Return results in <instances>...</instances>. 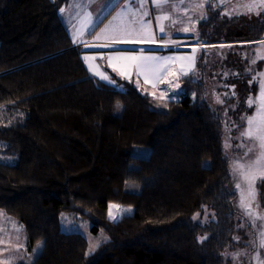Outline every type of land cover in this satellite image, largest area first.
I'll return each instance as SVG.
<instances>
[{"label":"trees","instance_id":"trees-1","mask_svg":"<svg viewBox=\"0 0 264 264\" xmlns=\"http://www.w3.org/2000/svg\"><path fill=\"white\" fill-rule=\"evenodd\" d=\"M68 1L0 0V158L14 161H0V211L24 229L26 264H227L223 253L243 247L242 221L202 80L181 79L183 99L162 109L131 83H97L60 19ZM220 11L208 9L200 43L263 38L245 25L226 33ZM109 204L133 212L113 222ZM70 212L108 237L93 255L60 231Z\"/></svg>","mask_w":264,"mask_h":264},{"label":"rangeland","instance_id":"rangeland-1","mask_svg":"<svg viewBox=\"0 0 264 264\" xmlns=\"http://www.w3.org/2000/svg\"><path fill=\"white\" fill-rule=\"evenodd\" d=\"M201 2L203 3L204 0H183V3H181V0H168V3L164 5L163 10L160 11L154 8L151 0H148L147 9L150 12V17H146L145 19H153V31L156 33V43L120 44L115 47H87L80 50V56L87 71L88 67L83 57H94L95 59L89 60V63H91L94 68L98 66L99 70L106 72L116 81L121 80L122 82L131 83L138 92L151 98L154 107L162 109L165 107L167 101H180L183 99L184 91L182 89L181 79L186 78L185 76H181L180 79L176 81L180 84L179 90L174 91L169 85L162 84L155 90L156 97H153L149 94L153 92L151 85H145L142 77L140 78L142 87L137 88L135 83L137 77L135 75H133L131 81H129L122 79L113 72L109 67V57L113 56L118 49L125 53L136 55L141 54L139 50L143 49L144 55L159 57H187L193 54V48L196 49V60L194 66L191 68L189 77L193 75L195 81H198L199 79L202 80L205 89V102L214 112L220 115L223 121V147L225 156L229 161L231 176L230 189L236 193L234 208L240 215L242 221V233L240 236H237V238H239L243 247H238L233 251H225L223 253V259L227 264H264V247L260 246L261 240H264V236H261V232H264V181H261L259 178L256 180V195L255 199L250 202V210L252 213L250 216L247 214V210L240 206V192L235 187L238 177H234L233 175L234 162H243V153L246 151V149H241L236 146L241 143L251 146L250 141L237 138L240 135V129H238L237 125H241V117L251 115L255 111V106L249 108L246 101L250 96L255 97L258 94L259 82L264 80V76L260 75V73H264V59L261 58L264 57V46L258 44L257 46L254 45L255 47L249 48L240 42H219L217 44L205 43L203 46L196 44L199 40L194 37V35L197 30L198 21L202 17L199 10L200 7H197L196 5ZM251 2L252 0H218V5L222 10L220 11V15L223 18L224 30L226 33L230 32L232 35L241 33L239 30L240 25L258 27L259 30H257V33L264 29V10L257 8L252 12H248L247 8L244 7V5ZM75 3H80L84 5V7L79 9L75 8L73 7ZM124 3L125 0H116L111 8L104 11L103 7L106 4V0H69V4H66L63 7L65 12L63 14L59 12V16L72 40L73 32L81 27L79 19L76 18V13L78 11L81 12V15H83L85 11L91 12L94 17L97 14L101 15L103 23L98 22L99 27L95 29V33H99L100 29L104 28V26L108 24L109 21H112L113 17L121 11ZM172 4L177 6L171 7ZM216 8L217 7H212L210 9L215 10ZM203 10V17H205V8H203ZM257 12L260 14L257 15ZM160 14L170 17L167 20H162L161 23L164 24L166 32L170 34V38L179 42V47L171 45L168 47L161 46L160 37L163 34L159 33L154 19L155 15ZM172 20H176L177 23L172 25ZM69 21H71V23ZM113 23L118 24L120 21L116 20L113 21ZM72 25H76V28L74 29ZM183 27H189L194 29V31L185 33L180 30ZM95 33L92 35H84L83 37L78 38L77 42L83 43L86 41L92 43V45H103L107 43L103 36L99 40L94 39L93 37L95 36ZM261 34L264 38V30ZM180 37L191 38L183 39ZM164 39H169V36H164ZM221 41L225 40L222 38ZM253 59L256 60L255 64L252 63ZM246 60L249 61L248 65ZM115 62L116 61L113 59V63ZM181 66H183L185 70H188L189 61L177 60L176 63L172 65L174 71H179ZM88 74L90 77L94 78L97 83L107 84L106 82L99 80L98 77L93 76L89 71ZM253 78L255 79L253 80ZM249 81L253 82L249 83ZM107 85L112 86L115 89H120V87H115L110 84ZM117 85L121 84L117 82ZM144 89H147V91L145 92ZM161 91L168 93L163 99L160 98ZM233 92L235 95H233ZM217 97L223 102H218ZM190 98L194 100L193 93L190 94ZM10 114L13 119H17L19 123H22L24 118L20 111H12ZM246 126V122H244L242 127ZM226 143L231 145V147H226ZM0 161H3L4 163H14L12 159L3 160L2 157L0 158ZM246 203H248V201H246ZM120 206L122 209H131L130 213H125L123 216H130L132 214V207ZM113 211L114 214L119 215L115 210ZM62 215L66 219L62 220ZM206 219V217L197 216L194 220L205 222ZM253 221H255V226L253 225ZM81 225H84V227H81ZM91 226V220L85 215L70 212L62 213L59 217L60 231L63 233L79 234L84 237L87 242V250L89 248V242L95 244L102 241L104 237H107L102 231L92 233ZM200 238L199 240L201 241ZM106 242L100 243L99 247ZM39 251L35 252L34 256H36Z\"/></svg>","mask_w":264,"mask_h":264},{"label":"snow or ice","instance_id":"snow-or-ice-1","mask_svg":"<svg viewBox=\"0 0 264 264\" xmlns=\"http://www.w3.org/2000/svg\"><path fill=\"white\" fill-rule=\"evenodd\" d=\"M210 2V0H209ZM152 5L156 10H163L165 4L168 3V0H151ZM183 3V0H181ZM148 0H125L124 5L120 12L113 17L112 21H109L104 28L100 29L99 33H95V29L99 27V23H103V19L100 14H97L95 17L91 12L85 11L83 15L81 12L76 13V18L79 19L81 27L76 29L73 32L72 42L73 44L77 43L78 38L83 37L84 35H92L96 40L103 38L107 43L103 45H89L84 43V47H115L120 44H139V43H156V33L153 31V19H145L150 17V12L147 9ZM177 5L172 4L171 7H176ZM197 7L203 8L205 5L203 3L196 5ZM75 8H82L84 5L80 3H75L73 5ZM104 7H111V4H106ZM213 7H219V5H214ZM247 8L248 12H252L254 9L264 10V0H252L251 3L244 5ZM62 14L65 12L64 8L59 10ZM260 13L257 12V15ZM169 16L166 15H155L154 19L156 26L158 27L159 33L163 34L160 37L161 46L168 47L174 46L179 47V42L172 40L170 34L166 32L164 24L161 23L162 20L169 19ZM119 20L120 23L114 24L113 21ZM71 23V21H69ZM99 22V23H98ZM177 23L176 20H172V25ZM75 29L76 25H72ZM181 31L187 33L189 31H194L189 27H183ZM164 36H169V39L165 40ZM199 43V41H197ZM261 46H264V40L258 41ZM141 54L136 55L132 53H125L121 50H117L113 56L109 57V67L115 72L119 77L125 80L131 81L133 75L137 77L135 83L137 88H141L140 78H143V83L145 85H151L153 92L149 93L153 97H156V89L162 85L167 84L174 91L180 89V84L177 83L181 76H189L191 68L195 64L196 49L193 48V54L187 57H159V56H148L143 54V49L139 50ZM264 59V57H261ZM85 63L87 64L88 71L92 73L93 76L98 77L99 80L106 82L107 84L113 85L115 87H120L117 85V81L109 76L106 72L99 70L98 66L95 68L91 63L90 59H95L94 57L84 56ZM113 59L116 61L113 63ZM177 60H187L189 61V69L185 70L183 66L179 71H174L172 65L176 63ZM252 63L255 64L256 60L253 59ZM261 76H264V73H260ZM255 78H253L254 80ZM253 81H249L252 83ZM146 92L147 89H144ZM167 92L161 91L160 98L163 99ZM233 95L235 93L233 92ZM195 93H193V99H195ZM218 102L222 103L223 101L219 100ZM247 105L249 108L255 106V111L251 115L241 117V125H237L240 129V135L238 139H243L245 141H250L251 146L245 143H241L236 147L241 149H246L243 153L241 161L234 162L233 165V175L238 177L235 187L240 192V206L247 210L248 215H252L250 210V202L255 199V184L256 180L259 178L261 181H264V80L259 82V91L255 97H249L247 99ZM167 107V105H165ZM116 111H120L123 108V105L117 101L115 105ZM246 122V127H242V124ZM226 147H231V145L226 143ZM139 171V169H135ZM126 186L128 182L126 181ZM248 201V203H246ZM108 217L113 222H117L118 219L122 218L125 213H130L131 209H122L119 204H109L108 206ZM119 213V215L114 214V211ZM199 213L193 217L196 219ZM66 219L62 215V220ZM255 226V221H253ZM84 227V225H81ZM261 236H264V232H261ZM201 242L207 237H201ZM107 237H104L102 241H99L95 244L89 242V248L85 253L86 256L91 255L99 247V244L106 242ZM261 247H264V240H261ZM44 247L42 242H38L36 249L33 252H37ZM0 264H12V261L2 260ZM31 264V261L29 262Z\"/></svg>","mask_w":264,"mask_h":264},{"label":"crops","instance_id":"crops-1","mask_svg":"<svg viewBox=\"0 0 264 264\" xmlns=\"http://www.w3.org/2000/svg\"><path fill=\"white\" fill-rule=\"evenodd\" d=\"M115 2L116 0H106V4L110 3L111 6ZM68 4L69 1L67 5ZM203 4L205 5L203 7L205 8V13H204L205 17H203V11H204L203 8H199L202 17L198 21L197 30L194 35V37H196L197 39H198V25L206 19L208 9L212 8L214 5H218V0H210V2L209 0H204ZM109 8L111 7H103L104 11L108 10ZM219 8L220 7H217L215 10ZM187 38L189 37H184L183 39H187ZM260 40H264V38H261ZM260 40L243 43V45L252 48L257 46L259 44L258 41ZM84 43L92 45V43L85 41L83 43L77 42L76 44H73V47L78 48L80 50L87 48L84 47ZM196 44H202V46L204 45V43H200V42ZM254 44L255 46H253ZM246 62L248 65L249 61L246 60ZM29 257L30 256L26 253V235L24 229L14 219L8 217L7 215H5L3 212L0 211V261L10 259L12 261V264H25L28 261Z\"/></svg>","mask_w":264,"mask_h":264},{"label":"built area","instance_id":"built-area-1","mask_svg":"<svg viewBox=\"0 0 264 264\" xmlns=\"http://www.w3.org/2000/svg\"><path fill=\"white\" fill-rule=\"evenodd\" d=\"M199 45H201V46H202V44H199Z\"/></svg>","mask_w":264,"mask_h":264}]
</instances>
